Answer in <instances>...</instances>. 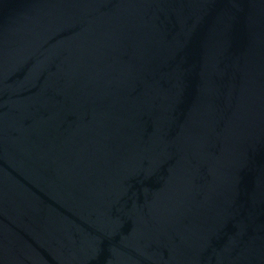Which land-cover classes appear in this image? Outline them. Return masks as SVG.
I'll return each instance as SVG.
<instances>
[{
  "label": "water",
  "instance_id": "95a60500",
  "mask_svg": "<svg viewBox=\"0 0 264 264\" xmlns=\"http://www.w3.org/2000/svg\"><path fill=\"white\" fill-rule=\"evenodd\" d=\"M0 264H264V0H0Z\"/></svg>",
  "mask_w": 264,
  "mask_h": 264
}]
</instances>
